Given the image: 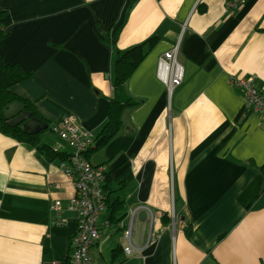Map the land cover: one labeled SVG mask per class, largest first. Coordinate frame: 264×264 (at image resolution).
<instances>
[{"label": "crops", "instance_id": "obj_1", "mask_svg": "<svg viewBox=\"0 0 264 264\" xmlns=\"http://www.w3.org/2000/svg\"><path fill=\"white\" fill-rule=\"evenodd\" d=\"M231 2L0 0V57L31 74L12 92L47 121L71 116L95 138L116 53L159 39L126 84L138 105L90 154L108 175L96 264H264V118L231 82L254 77L264 94V0ZM178 44L184 81L170 98L156 64ZM45 131L42 144L71 155L56 135L44 143ZM61 164L0 132V264H72L75 187Z\"/></svg>", "mask_w": 264, "mask_h": 264}, {"label": "built area", "instance_id": "obj_2", "mask_svg": "<svg viewBox=\"0 0 264 264\" xmlns=\"http://www.w3.org/2000/svg\"><path fill=\"white\" fill-rule=\"evenodd\" d=\"M233 7H238L244 0H231ZM2 29L0 28V31ZM180 46H175L158 60L157 79L162 82L171 98L176 88L184 81V67L179 64ZM232 84L242 89L246 97V107L255 113H260L264 118V94L257 88L256 79L249 77L238 80L232 79ZM58 136L71 149L69 160L61 164L62 171L75 187V194L70 200L68 210L75 214L77 229L72 239L73 255L72 264H96L92 254V248L100 239L98 228L99 218L106 209L107 197L105 191L107 172L104 167L93 166L87 155L95 147L96 138L92 132L84 130L77 124L75 118L69 116L51 125V131ZM54 152L58 150L54 149ZM55 214L62 212V203L56 202L52 206ZM58 225H64V219H58ZM126 238H130V231L126 232ZM132 248L125 249V254H131ZM44 264H62L54 261Z\"/></svg>", "mask_w": 264, "mask_h": 264}, {"label": "trees", "instance_id": "obj_3", "mask_svg": "<svg viewBox=\"0 0 264 264\" xmlns=\"http://www.w3.org/2000/svg\"><path fill=\"white\" fill-rule=\"evenodd\" d=\"M5 15L4 12L0 11V19ZM7 34L5 31H0V42L5 39ZM108 42L113 46L115 42L109 40V35H104ZM157 37L148 39L145 43L133 47L132 49L125 52H117L116 59L113 67V96L110 100L106 123L103 128L100 129V133L95 141V149L91 150L86 157L89 161L90 154L94 151H101L110 144L114 138L118 136L122 130L123 116L124 113L131 108L138 105L136 101L127 94L126 84L138 67L145 61L149 52L153 49L156 42H158ZM31 74H25L19 70L16 66H7L3 63L0 57V132L6 136L14 138L22 144L29 145L43 155L49 162H59L66 163L69 160V155L65 153L54 152V149L48 145L42 144L39 135H27L23 133L22 125L18 127H11L7 121L4 119L3 111L5 108L9 107L13 103H21L25 105V111L30 113L32 118L40 120L47 125V131H51V125L53 123L47 121L34 107L33 103L28 100L22 99L12 92V88L21 82L28 80ZM46 132V131H45ZM260 174L264 178V168L260 169ZM108 202V200H107ZM118 209H115L116 212ZM169 220L167 217L163 219V224H168ZM121 252L116 250L113 253L112 261L115 263ZM67 264H71L70 261Z\"/></svg>", "mask_w": 264, "mask_h": 264}, {"label": "water", "instance_id": "obj_4", "mask_svg": "<svg viewBox=\"0 0 264 264\" xmlns=\"http://www.w3.org/2000/svg\"><path fill=\"white\" fill-rule=\"evenodd\" d=\"M25 105L21 103H13L4 109V119L11 127H18L22 125L23 133L27 135H37L41 131L47 130L46 124L32 118L31 114L25 111ZM146 215V212H144Z\"/></svg>", "mask_w": 264, "mask_h": 264}, {"label": "rangeland", "instance_id": "obj_5", "mask_svg": "<svg viewBox=\"0 0 264 264\" xmlns=\"http://www.w3.org/2000/svg\"><path fill=\"white\" fill-rule=\"evenodd\" d=\"M156 77H157V71H156ZM54 134L51 135V133H49L48 131L44 132L41 134V140L44 142V143H47V144H51L54 137H53Z\"/></svg>", "mask_w": 264, "mask_h": 264}]
</instances>
